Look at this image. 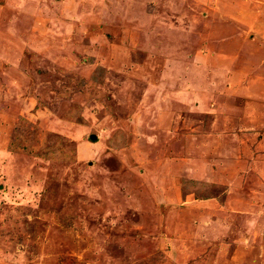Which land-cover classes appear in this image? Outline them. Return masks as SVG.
<instances>
[{
  "label": "rangeland",
  "instance_id": "1",
  "mask_svg": "<svg viewBox=\"0 0 264 264\" xmlns=\"http://www.w3.org/2000/svg\"><path fill=\"white\" fill-rule=\"evenodd\" d=\"M0 264H264V0H0Z\"/></svg>",
  "mask_w": 264,
  "mask_h": 264
},
{
  "label": "water",
  "instance_id": "2",
  "mask_svg": "<svg viewBox=\"0 0 264 264\" xmlns=\"http://www.w3.org/2000/svg\"><path fill=\"white\" fill-rule=\"evenodd\" d=\"M95 138V136H93V139Z\"/></svg>",
  "mask_w": 264,
  "mask_h": 264
}]
</instances>
